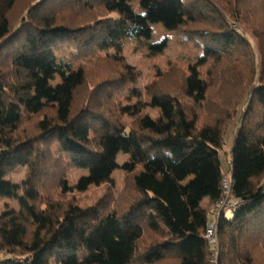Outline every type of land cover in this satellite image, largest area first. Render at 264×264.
Wrapping results in <instances>:
<instances>
[{"label":"trees","instance_id":"16d2710c","mask_svg":"<svg viewBox=\"0 0 264 264\" xmlns=\"http://www.w3.org/2000/svg\"><path fill=\"white\" fill-rule=\"evenodd\" d=\"M130 1L0 5V196L19 202L0 213V264H209L203 235L224 174L241 203L217 217V264H264V0H141L145 16ZM149 20L212 59L202 80L175 65L153 77L127 124L121 95L139 73L120 52ZM116 153L119 190L88 207L63 193L80 168L73 189L108 184ZM18 167L21 183L4 180Z\"/></svg>","mask_w":264,"mask_h":264},{"label":"rangeland","instance_id":"374dc122","mask_svg":"<svg viewBox=\"0 0 264 264\" xmlns=\"http://www.w3.org/2000/svg\"><path fill=\"white\" fill-rule=\"evenodd\" d=\"M11 0H0V5L3 8ZM130 5L139 16H145L146 11L142 8L141 0H131ZM148 35L145 37L134 38L126 43L120 52V55L127 59L130 66L139 73V79L131 84L121 95L123 120L129 124L132 122L131 106L137 101L144 98V90L146 84L153 78L165 72L170 66L175 65L186 71L197 80L205 79L210 67L212 54L209 51L202 52L198 56L193 47H185L173 42H165L167 37L168 27L159 20H149ZM256 50V42L252 39ZM258 54V53H257ZM259 56V54H258ZM62 82L59 74H55L51 81V85H56ZM241 105V104H240ZM237 107V114L232 118L224 130V144L219 151L221 167L224 173H228V164L230 162V150L234 137V132L238 126V120L243 106ZM147 113L151 117H156L158 110L147 108ZM59 145H55L57 149ZM114 160L118 167L108 175V184H101L99 186L90 185L86 191H79L77 188L73 189L74 183L79 179L88 175V170L80 168L71 171L67 176V183L71 186V190L64 191L68 196L75 197L80 201V206L88 207L96 202L97 198L104 195V191L108 186L119 190L126 178V172L123 169V163L126 156L122 153H116ZM25 174V167H18L15 173L5 176L4 180L19 184L23 180ZM190 178L184 179L182 184L189 181ZM19 208L18 199L0 196V213L5 211L17 210ZM232 213L227 212L226 216L231 217ZM210 218V217H209ZM5 257L1 254L0 258Z\"/></svg>","mask_w":264,"mask_h":264},{"label":"built area","instance_id":"2783aa9c","mask_svg":"<svg viewBox=\"0 0 264 264\" xmlns=\"http://www.w3.org/2000/svg\"><path fill=\"white\" fill-rule=\"evenodd\" d=\"M231 179L228 174H224L220 183L221 194L217 202L212 206L210 216L211 221H209L204 230V239L210 246V259L209 264H217L218 258V239H217V217L223 211H228L230 209L236 208L238 202L233 200L231 196Z\"/></svg>","mask_w":264,"mask_h":264}]
</instances>
